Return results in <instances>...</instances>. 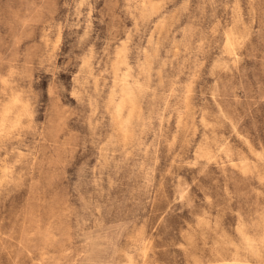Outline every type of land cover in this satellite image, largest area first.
<instances>
[{"label": "rangeland", "instance_id": "1", "mask_svg": "<svg viewBox=\"0 0 264 264\" xmlns=\"http://www.w3.org/2000/svg\"><path fill=\"white\" fill-rule=\"evenodd\" d=\"M4 130L0 264H264V0H0Z\"/></svg>", "mask_w": 264, "mask_h": 264}, {"label": "clouds", "instance_id": "2", "mask_svg": "<svg viewBox=\"0 0 264 264\" xmlns=\"http://www.w3.org/2000/svg\"><path fill=\"white\" fill-rule=\"evenodd\" d=\"M16 137L15 136H12L11 139H15ZM10 137L8 135V132L7 130H4V131H0V151H5L6 148L3 147L2 145L4 144L5 141L9 140ZM15 151L18 153L19 152V149H15ZM22 161L21 160H17L16 163H21ZM4 161L3 160H0V164H3ZM8 182H14V181H8ZM5 181L3 180H0V185L4 184Z\"/></svg>", "mask_w": 264, "mask_h": 264}]
</instances>
